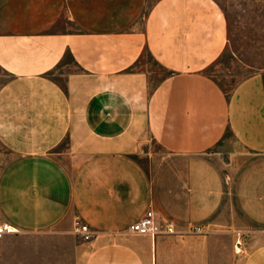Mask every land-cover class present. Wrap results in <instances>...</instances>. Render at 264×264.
<instances>
[{
	"label": "crops",
	"instance_id": "1",
	"mask_svg": "<svg viewBox=\"0 0 264 264\" xmlns=\"http://www.w3.org/2000/svg\"><path fill=\"white\" fill-rule=\"evenodd\" d=\"M227 43L218 0H0V264H213L235 230L264 264V70L224 91ZM143 53L166 70L149 92ZM226 134L237 167L208 155ZM149 207L174 235L129 230Z\"/></svg>",
	"mask_w": 264,
	"mask_h": 264
},
{
	"label": "rangeland",
	"instance_id": "2",
	"mask_svg": "<svg viewBox=\"0 0 264 264\" xmlns=\"http://www.w3.org/2000/svg\"><path fill=\"white\" fill-rule=\"evenodd\" d=\"M220 7L226 14L228 23V43L222 55L207 69L206 72L212 76L224 89L229 92L243 78L258 71L264 70V0H218ZM147 72L148 92L165 74L166 70L160 67L148 53H143L142 59L136 66ZM60 70L56 71V77ZM7 79V75L0 70V84ZM63 142L59 148H63ZM58 148V149H59ZM141 149L137 158L140 163L147 165L152 157H164L161 147L150 136L149 132L142 127ZM2 152V163L8 160L4 148ZM208 155L227 163H234L235 167L240 165L247 156L246 151L238 144L234 137L226 134L209 152ZM189 232V235L203 234ZM174 234L160 233L158 237H166ZM234 243L240 239L241 252H234V259L227 260L226 253L223 251L219 257L215 258L213 264H239L240 258L244 253V245L247 241L248 233L235 230ZM226 244V241H225ZM168 249L178 248V242H167ZM234 248V247H233ZM171 254L167 253L162 257L160 264H170Z\"/></svg>",
	"mask_w": 264,
	"mask_h": 264
},
{
	"label": "built area",
	"instance_id": "3",
	"mask_svg": "<svg viewBox=\"0 0 264 264\" xmlns=\"http://www.w3.org/2000/svg\"><path fill=\"white\" fill-rule=\"evenodd\" d=\"M76 224L77 232L81 235V237L84 240L90 239L91 231L89 226L80 222H76ZM14 230H16V228L10 224L0 223V241L2 240L5 233L12 232ZM129 230L138 234L149 235L152 240H154L160 233L174 234L175 232L173 222L171 221L167 222L164 227L160 226L157 223L154 212L150 207L146 209L142 217L129 226ZM190 231L196 233L204 232L202 226H192ZM234 252L236 254L241 252V242L239 237L235 241Z\"/></svg>",
	"mask_w": 264,
	"mask_h": 264
}]
</instances>
